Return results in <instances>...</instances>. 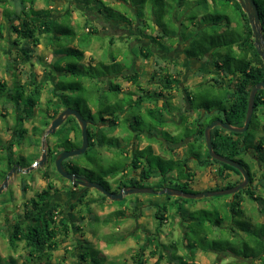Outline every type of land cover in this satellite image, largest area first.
I'll return each instance as SVG.
<instances>
[{
	"label": "trees",
	"instance_id": "obj_1",
	"mask_svg": "<svg viewBox=\"0 0 264 264\" xmlns=\"http://www.w3.org/2000/svg\"><path fill=\"white\" fill-rule=\"evenodd\" d=\"M0 1L2 4H4L8 0ZM110 1V4H107L104 2V0H70L72 7H76L79 10H84L85 8L92 9L100 12L111 20L121 23V26L126 29L124 35L122 34V36L120 35L118 37L122 40L124 39L123 37L134 34V32H130L129 29H127V27L131 26L134 21L135 24H133V26L139 31L144 32L146 28L157 31L156 26H163L166 20L172 23L173 20L180 19L183 14L179 12V8L182 9L183 6H185L186 11L188 12L185 17L186 20H196L195 24L197 25L209 24L210 26L203 28L196 36H193L190 39V45L187 47L188 55L204 58L206 53H212L214 56L220 58L223 64L221 65L219 64L220 61H216V68L221 71V77L223 78V81L221 83V87L214 83L206 84L205 82H201L198 84V92H200L199 98L201 99L198 109L201 110L204 108L214 111L211 118H209V122L217 118H225L229 123L236 126H242L244 124L248 110L251 88L256 83L264 81V61L254 44V35L248 16L243 11L241 4L237 0H194L192 1L194 3H191V0H171L173 3H170V0H152V3L161 7V9L152 13V18L154 20L153 23L149 21L150 18L147 16V10L143 4H138L139 9L136 11V17L133 19L128 15V13L131 12L129 8L132 5V0ZM148 1L149 0H142L141 2L148 3ZM255 1L259 8L264 35V0ZM21 3L23 6L20 12L9 10V8L6 7V9L3 8L2 13L3 16L9 17L8 29H13L17 37L23 40V42H26L24 44L28 45V47L24 45L21 51L22 61L25 63L30 62L34 56V47H30V44L32 46H38L39 44L43 43V37H47L49 34H55L56 39H59V36L63 35L71 39L73 43L76 42L77 44L71 47L68 46V48H66L64 51V49H58V45L54 42V38L50 37L46 41V43L53 49L54 56H56L53 62L49 65L51 70H48L49 76L56 78L55 85L53 87V93L59 98V104L62 106L73 107L77 109L75 106L69 105V100L67 98L68 96L64 92L67 89L66 86H69L73 89H75L77 85H79L81 89L84 87H82L83 85L81 83H71L70 85L65 84L61 79H59L60 76L64 74V72L60 70L61 68H68L69 71L73 72L74 75L80 79L85 74H87L86 67H88L89 71L90 68L95 69L102 62V65L110 72H105L102 76H100L99 80L100 83H102L100 87L108 84L109 88L111 89L110 92L116 93L120 86L116 82L117 76H122L124 75L123 73L125 71L133 69L132 67L136 61L135 57H138L140 54L145 57L148 54L144 52L146 50L144 46L137 47L135 45H129L127 49H129L128 54L130 53L129 58L131 59V65L128 66L127 64H124V61L122 63L120 62L124 59L126 60L124 55L120 57H114V55L108 52V54H106V50H108L109 47H114L116 44L115 39L110 38L107 46L104 48L103 53L106 55V57H111L110 60L112 59V63L108 64L109 61L105 62L107 58H99V60L96 62L88 61L85 63L83 62L85 53L88 50H92V44H94L95 41L101 40L102 38L98 34L97 27L89 24L86 30L78 25L79 30H75L70 26L66 27L61 25V20H66L70 17L71 12H69V7H66L65 9L66 11L69 10L68 12H65V16L56 19L53 16V10L49 7L36 9L33 6H30L27 9V7L24 6L25 0H21ZM117 4L119 5L117 6ZM167 6L171 7V10H169ZM119 7L122 8L121 11L118 10ZM125 8L128 11L125 10ZM12 16L17 18V23L11 22ZM169 25L171 26V24ZM175 32V25H172V27L167 30V33L170 35L174 34ZM135 33L139 35L138 31ZM159 37H162V35H159ZM158 43L163 48L168 50L170 49V47L168 48L162 41L159 40ZM103 56L101 55V57ZM69 57H76L78 59V63L75 64L70 62L68 60ZM218 58L216 60H219ZM67 71L65 73H67ZM89 72L87 75L88 80L92 81L95 76H93L91 71ZM113 74H115L116 78H111ZM31 77L32 78L30 82L33 86V89L28 93L24 92V89L20 88V85L15 84L13 87H9L8 83L0 78V103H3L4 108H6L5 104H7L10 99L13 98L23 108H25V111L28 113V115L32 113L34 106H36L41 99L44 86L42 82H37L36 76L33 73ZM139 77L140 74L136 70L129 74L127 79L140 85L138 81ZM171 77L168 83L174 81V79L172 80ZM17 87H19V89ZM13 89L16 90L13 92ZM98 99L97 102L99 103V106L97 113H100L99 121L93 118L94 113L92 108L88 109L89 115L85 116L88 121L89 147L85 153L81 154L84 156V162H81L82 159H78V156L80 155H77L66 159L63 164L70 172L76 173L78 175H84L88 179L100 182L104 187L111 189V185L108 180H106L104 176L98 177L94 168L101 167L103 168L101 170L105 171V176L114 177L124 170L125 166L121 163L116 166L112 165L111 167H103V165H101V159H98L96 154L97 152L99 153V148L103 147L109 148L111 150L115 149L116 155L117 153L121 155L123 154L124 150H117L119 147L117 138L108 135L110 130L115 129L118 126L117 120L120 118L118 111H120L123 107L121 108V105L116 104L117 101H112V99L105 98V95L103 97H98ZM126 101L128 102L127 104L130 109L131 107H134V103L139 105L141 108V102L143 99L141 98L132 101V99L127 96ZM53 102L54 101H51V103ZM22 107L19 108L20 111L23 110ZM59 111H61L59 107H55L53 109L52 115H50L51 117H49V122H44V124L48 125L49 127L50 123L58 115ZM129 116L130 117H126L124 122L126 123L130 121V126H132L133 123L137 124L143 122L141 113H138L135 116L133 114ZM14 117L16 118V123L20 125V127L16 129L18 134L16 142L21 144L25 138V134L28 132V129L23 127L24 118H18L16 116ZM186 121L187 120H183L184 123H186ZM99 122H104V125L107 127H99ZM162 122H165L164 118L162 119ZM209 122L205 123L207 124ZM206 124L202 128L198 129L200 138L202 140L205 139L204 130ZM65 128H67V132H65ZM133 130L137 132H143V130L141 131L140 129L137 130L133 128ZM34 131L38 132V134L40 132L42 134L46 132V130L39 129V127L36 126H34ZM69 132L75 133V136L70 137ZM163 132L167 134V136L170 134L167 130H163ZM54 134L60 137H58V141L55 143L53 149L50 150V163L44 167L46 168L44 174L48 179L51 178L50 169L51 166L55 165V158L58 153L63 150L77 148L82 144L81 127L74 116H70L69 119L65 121ZM257 135H259L258 139ZM79 139H81L80 145H78ZM212 143L213 147L218 153L225 155L230 159L237 160H240L239 158L243 157L248 149L254 148L259 153L262 163H264L263 89H260L256 95L254 113L247 130L244 132H234L224 130L223 128L217 126L212 130ZM202 147L203 144L201 143H191L186 150V159H188V157L190 158V156L193 157L194 155L202 159V157L205 156L202 151ZM208 155L209 153L206 150V156ZM186 159H176L172 156L163 157L162 155L156 154L153 150V147L149 145L143 149L139 147L135 149L134 156L132 158V167H134L135 171H137V169H141L140 173L142 177L146 179L154 176L165 177L162 178V181H167V183H162V185L157 188L173 186L185 191L196 192L190 188V181L192 180L194 173L190 170H187L188 165L186 164ZM213 160L220 164L219 174L221 176H223L225 170L235 169L233 166L227 163L221 162L214 158ZM44 168L38 167L37 170H42ZM172 171L176 172V177L172 176L170 173ZM171 177L173 179L176 178L180 180V184L173 182ZM124 185L135 186L141 184L137 178H131L125 182ZM52 188L53 183L50 182L48 188L44 189L42 192H39L37 197L30 200L31 206L24 212L25 215L23 216L26 221L23 219L22 221L16 222L9 234L11 246L16 248L17 244L23 241L24 246L29 252V255L34 258L36 264H54L52 262L54 252L59 248L60 242L64 240V237H66L69 233V221H67L66 215L62 214L64 209L61 208L60 203H52ZM242 193H248L250 199L263 202V197L258 194L256 195L255 192H248L245 189L239 191L237 195L239 196ZM166 195L170 198V195ZM85 196L86 192L83 193L80 198H78L79 204H82ZM101 197L105 199L108 198L106 195L102 194ZM185 200L188 199L185 198ZM26 204H28V202H26ZM74 207H76V204L72 206V208ZM236 207L239 208V211L242 210V208H240V203H234L232 204V211H234V213ZM88 210L90 211L91 209L88 208ZM166 211H168L167 205L159 207V210L156 213V218L163 219V213ZM179 211V213H182L181 210ZM123 214L124 212L122 210L114 211L109 214L104 219V221L107 223L110 219L118 218ZM189 218L190 221H192V218ZM203 224L204 222L202 220L200 225L203 226ZM257 224H261V227H254L251 225V223L248 225L247 222L245 223V221L238 223V225H240L245 231H247L246 233H248L247 238L242 237L241 239L244 246L242 257L244 259L251 260V262L252 260H256L260 261L258 264H264V222ZM194 225V223H188V230L185 232L183 239L185 240L184 242L186 243V246L190 247V251L185 252L184 254H179L177 243H171L170 247L173 248L170 252L172 259L171 264H200L194 261L196 254L195 247L197 242L192 243L191 239L189 238L190 233H196ZM201 228L203 232L207 234L206 227L203 226ZM73 229H75L74 232L79 230L80 224L75 226ZM218 243V246L216 243H214L210 247L215 250H225V247L230 244V241L228 239L221 238L219 239ZM78 246L81 247L80 240H78ZM86 246L88 247V245ZM163 246L170 250L168 245ZM80 249H82V247ZM92 249L93 250L91 251L95 252L96 249L93 247ZM228 252L239 255V253L235 250ZM98 254L99 253L97 251V253H95L96 257H98ZM152 254H155V251H153ZM86 255L87 251L83 252L81 250L78 256L81 260H86L89 258ZM163 258V253H160L156 264H160ZM1 261L2 257L0 256V262ZM140 263H143L142 260H140ZM61 264H67V262H63ZM92 264L103 263H99L93 259Z\"/></svg>",
	"mask_w": 264,
	"mask_h": 264
},
{
	"label": "rangeland",
	"instance_id": "obj_2",
	"mask_svg": "<svg viewBox=\"0 0 264 264\" xmlns=\"http://www.w3.org/2000/svg\"><path fill=\"white\" fill-rule=\"evenodd\" d=\"M141 1L142 0H132V5L129 8L131 12H129L128 15L134 19L136 17V11L139 9L138 4H143L147 10V16L150 18L149 21L152 22V13L161 9V7L152 3V0H149L148 3ZM192 1L194 0H191V3H194ZM104 2L110 4L111 1L104 0ZM170 3H173V1L170 0ZM71 4L72 3L70 0H25L24 6L27 7V9L30 6H33L36 9L52 6L50 9L53 10V16L56 19L65 16V12L70 10V17L66 20H61L60 22H62L61 25L66 27L70 26L75 30H79V26L87 30V26H89V24L97 27L98 34L102 38L101 40L95 41L94 44H92V50H88L85 53L83 62H96L99 60V58H107L105 62L109 61L108 64H111V57H106L103 51L110 38H114L116 44L114 47H109L108 50H106V54L110 53L114 55V57H120L124 55L126 60L124 59L120 62L122 63L124 61V64L130 66V53L128 54L129 49H127L129 45L126 43V40L118 38V35L122 36V34H124V32H122L120 29L121 23H118L114 20L112 21L95 10L88 8L79 10L76 7H72ZM118 5L119 4H117V6ZM22 6L21 0H8L4 4H2L0 1V78L6 81L9 87H13L15 84L20 85V87L25 88L27 93L33 89V86L30 82L32 73L36 76L37 82L43 83L44 87L42 90L41 99L39 100L38 104L34 106L32 114L28 115L26 113L25 115L24 113L25 121L23 127L28 129L25 137H34L33 134H31L34 126L47 131L49 127L48 125H45L44 122H49V117H51L50 115H52L53 109L55 107H59L60 110L64 108V106L59 104V98L53 93V87L55 85L56 78L49 76V70H51L49 65L53 62L56 56H54L53 49L46 43V41L50 37L54 38V42L58 45V49H64V51L66 48H68V46L71 47L77 44L76 42L73 43L71 39L63 35H60L59 39H56L55 34H49L47 37H43V43L40 45L32 46L30 44V47H34V56L30 62L25 63L22 61L21 51L24 45L27 47L28 45L24 44L26 42H23V40L17 37L13 29H8L9 17L3 16L2 13L3 8L6 9V7H8L9 10L20 12L22 10ZM66 7H69L68 11L65 10ZM167 7L169 10H171V7ZM179 9L181 14H183L184 9L186 10L185 6H183L182 9ZM118 10L121 11L122 8L119 7ZM125 10L127 9L125 8ZM11 22L17 23L18 20L12 16ZM133 24H135V21ZM133 24L127 27V29H129L130 32H134V36L138 35L135 33L138 31L142 42L146 41L150 35H156V32L152 31L151 29L144 32L139 31L133 26ZM101 55L103 57H101ZM151 58L155 57L151 56ZM135 59L136 61L132 67L134 70L132 69L125 71L123 73L124 75L118 76L116 80L117 83L122 85L123 89L134 88V86L131 84L132 81L127 79V76L136 70L140 74L138 80L139 83L144 86L148 85L147 77L149 76V71L151 69V62L148 61L146 63L147 60L141 55L135 57ZM68 60L75 64L78 63V59L76 57H69ZM203 64L204 66L202 67L207 69L208 66L206 60L203 62ZM64 69L65 68L60 69L64 72V74L60 76L59 79H61L65 84L70 85L71 83H81L83 85L82 87H84L83 90L79 87V85H77L75 89L66 86L67 89L64 92L68 96L67 98L69 100V105L75 106L84 118L85 116L89 115L88 109L92 108L94 113L93 115L95 116H93V118L99 121L100 113H97L99 106L97 99L100 95V92H104L103 89H100V85L102 83H100L99 78L105 72L110 71H108L101 62L95 69H89L93 76H95V78L90 81L88 80L87 76L90 73L88 71V67H86L87 74H85L80 79L77 78L73 72L69 71L68 68L65 70ZM66 71L67 73H65ZM185 81L188 82V85H192L198 81V77H189V79L187 78ZM15 90L16 89H13V92ZM191 90L193 95L197 96L195 101L192 103L193 108H196L197 110L201 101L199 98L200 92H198L196 88H191ZM104 93L105 98L112 100L117 98L116 104L121 105V108L127 106L128 100L126 101L127 96H125V93H122L119 96L115 92L106 91ZM138 94V92L135 94H130L129 98H131L132 101H135L137 100ZM51 101L54 102L51 103ZM7 106L8 108H2V111L6 115L7 118L5 117V119L9 121V124L6 125L0 117V141H2L3 144L10 140L14 135L13 113H10L13 107L10 103L7 104ZM183 106V103H179L176 108L182 109ZM168 109L169 106L167 104L159 106L154 105L150 109L145 107L140 108L139 105L134 103V107L127 109V113L129 115L133 114L134 116L138 113L142 114L143 122L137 124L133 123L132 126L137 130L140 129L141 131L143 130V132H149L152 134L151 138L158 136L168 141L170 138L175 142L178 139H185L186 141L187 136L190 134L189 132L193 130V125L195 123L192 122V118L196 117L197 112H190L188 115H182V117H175L173 119H170V117L167 116L168 121L162 122V119L165 118L163 115H169V113H167L170 112ZM18 112H20L21 115L23 113L20 110ZM180 118H182V123L176 125V121H179ZM209 118L211 117H208L206 122L210 121ZM183 120H188L189 124L185 125ZM121 128L126 129L123 119L121 120V127H117L115 130H113L118 135ZM163 129L169 131V133H175L176 135L171 136V134H169V136H167V134L163 132ZM65 130V132H67V128H65ZM113 130H110L109 133L114 132ZM39 134V138L37 139L38 145L34 144V139L30 141L24 139L21 144L14 146V151L16 153H23L24 156L27 154L32 155L29 157H32L30 161L32 162L33 167H35V163H38V161L41 159L40 155L43 153L42 145H44L46 148L54 147L55 143L58 141V137H60L54 134L53 136H47L44 139L42 133L40 132ZM71 136L74 137L75 133L72 132ZM145 138V135L137 137V139H140L141 141V146L146 145V143L150 141L153 144L155 152L160 153L165 157L172 156L165 149V145H160V143H157L155 139ZM258 138L259 135H257V139ZM80 144L81 139L78 141V145ZM186 148L187 147L184 146L183 150H186ZM181 149L182 148L178 149L176 155L185 160L186 153H183V150ZM114 153V150L103 147L99 148V153L97 152L96 157L101 159V165H103V167H111L112 165L116 166L122 163L124 166H126L128 172L125 174V176L127 174H131L133 167L128 164L129 160H131L130 157L128 158L127 156L117 153V157L113 158ZM78 159H82L81 162H84L83 155L80 154ZM186 163L191 168H197L191 159H186ZM47 165L48 163L45 162L42 167L44 168ZM261 166L262 168L257 174V179L260 183H262V187L256 192L258 195L263 197V202L246 199L242 204V210L239 211V208L236 207L234 214L231 210L230 202H226V199L229 197L227 194L203 198H187L188 200H185L183 197L177 196H170L169 198L166 194L132 193L127 194L123 197V199L116 201L111 200L110 198L105 199L101 197V192L98 189L88 187L87 190L83 192H86V196L84 197L82 204H79V212L76 214L74 212L76 210H72L74 214H72V219L70 220L71 223H69V233L66 237H64V240L60 242L59 248L54 252L52 262L54 264H61L63 262H67V264H92L94 259L97 262L103 264H136L138 260H142V264H156L158 254L163 253L164 258L160 264H170L171 259L170 262H168L167 255L171 256L170 252L173 248H171L170 245L172 242L177 243L179 254H184L186 251H190V247L184 244L185 240L183 239L185 232H182V225L186 227V224L188 225V222H191L195 224L194 228L196 229V233H190L189 238L191 239L192 243L197 242L199 247L209 248L214 243H216L218 246V241L221 238L228 239L230 241V244L225 247V250L222 252V254H212L208 252V254H206V252L199 253L197 251L195 258L199 262L216 264L212 261L214 259L219 264L221 262L222 264H248V262H245V259L242 257L244 246L241 240V237L247 238L248 233H246L247 231L238 225V223L245 221V223L247 222L248 225L251 223V225L254 227H261V224L257 223L264 222V163H261ZM94 169L98 177L105 176V171L101 170L103 168L96 167ZM45 170L46 168L42 170H33L32 174L30 175L21 174L15 178H10L8 187H10L11 193H9V195H0V256L2 257L0 264H36L34 258L29 255V252L24 246L23 241L19 242L16 248L11 246L9 234L16 222L22 221L23 219L25 220L23 217L25 215L24 212L31 206L29 199L35 195L37 190L41 191L48 185L49 180L46 179L47 177L44 174ZM50 171V179L52 182H54V185L57 187L62 186L63 178L59 176L54 167L51 166ZM205 173L206 171L202 172L200 175H198V177H194V179L191 181L192 187L190 186L192 190H194V187L202 188L208 184H213L214 179L218 183H223L221 179L217 178L215 171L210 172V178L206 176L207 174ZM106 177L108 178L109 176ZM110 178L112 177H109V179ZM171 179L173 182H177L176 178L173 179L171 177ZM111 185L112 189L118 190V185L113 179H111ZM61 195L64 197L65 201L69 200L70 194L62 192ZM71 195H74L73 200H75L76 198L78 199V197L80 198L82 196V192H74ZM163 198L165 199V202H161V199ZM151 199L152 201L156 199L154 201L158 202V204H151ZM26 202H28V204H26ZM88 205H90V211L86 208L89 207ZM163 205L168 206V211L163 213V219H157L156 213L158 212L159 207ZM117 210H122L124 214L118 218H112L106 223L104 219L109 214ZM179 210H181L182 213H179ZM189 217H191L193 220L190 221ZM202 220L204 222L203 226L206 227L208 232L212 231V235L206 236L204 234L201 228L203 226L200 225ZM76 224H80V229L74 232L75 229L73 228L76 226ZM143 230L147 231H144V233ZM216 232H220L219 237L217 235L215 236ZM156 233L158 236L156 235L157 237H152L153 239H151L153 246L156 245V239H158L163 245H168L170 250L164 247L166 251L160 252L159 249L148 247L149 245L147 248L144 247L147 235ZM78 240H80L82 249H80L81 247L78 246ZM86 245H88V247ZM92 247L98 251V257L95 255V253H97L96 250L95 252L91 251L93 250ZM142 248L144 250H142ZM152 249L155 250V254H151ZM81 250L83 252L87 251L86 256L89 258L86 260H81L78 256ZM227 250L237 251L239 253L238 259L236 260L231 254H229L228 257H225L226 252H228ZM249 262L251 263L250 260ZM252 262L253 264L260 263V261L256 260H252Z\"/></svg>",
	"mask_w": 264,
	"mask_h": 264
},
{
	"label": "flooded vegetation",
	"instance_id": "obj_3",
	"mask_svg": "<svg viewBox=\"0 0 264 264\" xmlns=\"http://www.w3.org/2000/svg\"><path fill=\"white\" fill-rule=\"evenodd\" d=\"M187 14H188V12L184 9L183 16L180 19L173 20L172 23L169 22L168 20H166V22L163 26H156L157 31L151 29L152 31L156 32V35H150V37L148 39H146V41L142 42L140 35H137V36L131 35V36L124 37V40L127 41L126 43H128V45H135L137 47L144 46L146 48L147 51L145 50L144 52L148 53L147 56L144 57V56H142V54H140V55L147 60L146 63L148 61L151 62V64H150L151 69L149 71V76L147 77V82H148L147 86H144L141 83L139 85V84H136L132 81L131 84L134 86L133 89H130V88L129 89H123L122 85L120 83H118L120 86H119V90L116 92L118 96L121 95L122 93L123 94L125 93V96H130V93L138 92L139 94L137 96V99H141V98L143 99V101L141 102V107H145V108H152L154 105L159 106V105H164V104L168 105L169 104L168 111H170V112H167V113H169V115H163V116H165V118H164L165 122L168 121V119H167L168 117H170V119H173L175 117L179 118V117H182V115H188V113H190V112L191 113L197 112L196 117L192 118L193 121L191 120L195 124L193 125V130L190 132L189 136H187L186 141H185V139H178L175 142L171 138L168 141V140H165L164 138H161L158 136L151 138L152 134H150L149 132H145V131L144 132H137V131L133 130V127L129 125L130 121H128L126 123L124 122L126 125V129L121 128V130H119V133L117 135V133H115L114 130L117 127H121V120L122 119L125 120L126 117H130L129 114L127 113V109H130L128 104H127V106H124L120 111H118L119 112L118 114L120 117L119 120H117L118 126L113 130L114 132H111V133L108 132V135L114 136L117 138V143L119 146L117 148V150H121V149L124 150L122 155L127 156L128 158L130 157L131 160H129L128 164H130L131 166H132V158L134 156V152H135V149L137 147H139L141 149L148 147L149 145H151L153 147V144L150 141H148L146 143V145L141 146V141H140V139H137V137H140L142 135H145V137H146L145 139H155V141L157 143L159 142L160 145H165V149L169 152V154L172 155V157H174L176 159H181L179 156L176 155L179 148H182L181 150H183L184 146L188 147L191 143H196V144L201 143V144H203L202 151H203L205 156H203L202 159L199 158L198 156H195V155L193 157L190 156V158L188 157V159H191L195 163L197 168H191L188 166L187 170H190L191 172L194 173L193 178L198 177V175H200L204 171H206V173H205V174H207L206 176H208L210 178V175H209L210 172L215 171L217 178L221 179L223 181V183L222 184L218 183L214 179L213 184H208L207 186H205L201 189H197V190L194 187V191L200 192V191H206V190H222V189H227V188H233V187H235V186H237L243 182L244 175L237 168L234 167L235 169L225 170L223 176H221L219 174L220 164L215 162L213 160V157H210V155L206 156V150L209 153L207 143H206V138L204 140H202L200 138V134L198 131V129L202 128L206 124L205 123L207 121L206 119H208V117H211L213 115L214 111H210V110L204 109V108L201 110H198V109L196 110V109H193V104H192L195 101L197 96L193 95L191 88H196L199 91V86H198L199 83H201V82H205L206 84L214 83L219 87L222 86V84H221L223 81V78L221 77L222 73L219 69L216 68V61H220L219 64H221V65L223 63H222V60H220V58L214 56V54H212V53H206L204 58L194 57V56L188 55V48L187 47H189V45H190V42H191L190 39L193 36H196L200 32V30H202L203 28H206L210 25L209 24L197 25V24H195L196 20H194V21L186 20L185 17ZM153 22H154V20L152 21V23ZM169 24H171V26ZM172 25L176 26V32L174 34L170 35L169 33H167V30H169L172 27ZM120 29L122 30V32H125V30H126L125 28H123V26H121ZM146 30H150V29L146 28L145 31ZM159 35L160 36L162 35V37H159ZM119 36L120 35H118V37ZM159 40L162 41L164 43V45H166L168 48L170 47V49L168 50L166 48H163L158 43ZM151 56L155 57V58H151ZM217 58L219 60H216ZM205 60L207 62V66H208L207 69L202 67V66H204L203 62ZM188 75H190V76H188ZM118 76H117V78H118ZM112 77L116 78L115 74H113V76H111V78ZM170 77L172 78V80L174 79V81H172L171 83H168V81L170 80ZM189 77H192V78L198 77V81L193 83L192 85H188L187 84L188 80L187 81H185V80L187 78L189 79ZM17 88L19 89V87H17ZM20 88H23V87H20ZM100 88L103 89L104 92L111 91L108 84L103 86V87H100ZM23 89H24V92H26L25 88H23ZM258 91H257V93H258ZM104 92L103 93L100 92L99 97H103L105 95ZM249 98H250V96H249ZM116 99H113L112 101H117ZM9 103L13 107L11 109L10 113H13V119H14L13 134L14 135L12 136V138L10 140L6 141L5 144H3L2 141H0V189L4 185V181H5L8 173H10V172L12 173L10 178H15L16 176H19L21 174L30 175V174H32L33 170H37L38 167H42V165L39 164V165H36L33 169H31L29 172L24 171L25 169H28L29 167L32 166V162L30 161V159L32 157H29L32 155L27 154L24 156L23 153H16L14 151V146L19 145L16 142V140L18 138V134H17L16 129H18L20 127V125L18 123H16V118L14 116H16L18 118H20V117L24 118V113L26 115L27 112L25 111V108H23L13 98L10 99V101L7 104H9ZM179 103H183L184 106L182 107V109L176 108ZM7 104H5L6 108H8ZM3 106H4L3 103H0V112H1L0 117H1V120H3L6 125H8L9 121L7 119H5L6 115L2 111V108H4ZM20 107H22V109H23V110H21V112H23L22 115L20 114V112H18L20 110L19 109ZM173 107H175V108H173ZM65 108H67V107L64 106V108L61 111H63ZM61 111H59V113ZM69 117L70 116H68L65 121H67L69 119ZM217 119H221V118H217ZM221 120L228 122L225 118L221 119ZM24 121H25V119H24ZM211 122L206 124V126L209 125ZM179 123H182V118H180L179 121H176V125H179ZM186 124L187 125L189 124L188 120L186 121L185 125ZM23 125H24V123H23ZM206 126H205V128H206ZM99 127L103 128V127H107V126L104 125V122H99ZM219 127H221V126H219ZM221 128H223V127H221ZM163 130H165V129H163ZM212 130H211V135H212ZM224 130H228V129H224ZM228 131H231V130H228ZM45 133L42 134L43 137H44ZM31 134H33L34 137L27 136L24 139L25 140L27 139L28 141L34 139L35 140L34 144L38 145L37 139L39 138L40 134H38V132L34 131V127H33V131ZM53 134L52 135L49 134L47 136H53ZM170 134H171V136L176 135L175 133H170ZM69 136L72 137L71 132H69ZM204 137H205V130H204ZM42 147H44V145H42ZM130 147H132V148H130ZM51 149H53V147L46 148V155H47L46 162L48 164L50 163V150ZM113 150L115 151V153L113 154V158H116L117 157L116 150L115 149H113ZM153 150H154V147H153ZM186 150H187V148H186ZM186 150H183V153L184 152L186 153ZM214 150L216 151L215 148H214ZM154 152H155V150H154ZM155 153L162 155V154L157 153V152H155ZM42 154L40 155L41 158H42ZM186 155H187V153H186ZM163 157H165V156H163ZM36 159H39V158H36ZM239 159L244 160V161H240L237 159H233V160L239 162L244 167L245 172L248 175L247 185L244 188L240 189L239 191L246 189L248 192H255L257 195L256 191L262 187V183H260L259 180L257 179L258 178L257 174L259 173V170L262 168V166H261L262 161H261V158L259 156V153L257 152L256 149L251 148V149H248L245 152V154L243 155V157H241ZM53 166H54L55 171L58 173L57 168H56V164ZM63 166L65 167L64 164H63ZM248 167H249V169H248ZM124 168L125 169L122 170L119 174H117L116 176H114L110 179H109V177L107 178L106 176H104L108 180L110 185H111V179H113L116 182V184L118 185V190L112 189V185H111V189H110L111 191L117 190L115 192H119L123 187L130 186V185H124V184H125V182H127L131 178H134V179L137 178L141 184V185H135V186H140V187L150 186V187H154L156 190L161 189V188H157V187L162 185V183H164V184L167 183V181H162V178H165L163 176H154V177H151L148 179L143 178L141 173H140L141 169H137V171H135L134 167H133L132 173L127 174L125 176V174L128 172H127L126 166ZM170 173L172 174V176L176 177V172L172 171ZM59 176L63 178L62 179L63 180L62 186L57 187L56 185H54V182H52L51 179L46 178L47 180H49L48 185L46 187H44L41 191L37 190L35 195L32 196L29 199V201L32 198L37 197L39 192H42L44 189L48 188L50 185V182H52L53 183V188L51 189L52 203L55 204L58 202L61 204V208L64 209L62 214L66 215V217H67L66 219H67V221H69L68 223H71L70 220L72 219V214H74V212L77 214L79 212V209H80L78 199L76 198L75 200H73L74 195L72 196L71 194H73L74 192H82V194H83V192L85 190H87L88 187H85L79 183H73L71 180L64 178L61 174H59ZM78 176L85 177L84 175H78ZM177 183L180 184V180L177 179ZM231 184H233V185H231ZM8 186H9V181H8V184L0 191V195H2V194H8L9 195V193H11L10 187H8ZM130 187H134V186H130ZM165 187H173V186H165ZM174 188H176V187H174ZM239 191L232 193V194H227L229 197H228V199H226L227 200L226 202H230L231 210H232V204L240 203V208H241L244 201L246 199H250L248 193H242L241 195L238 196L237 193ZM62 192L66 193V194H70V197L71 196L72 197L71 198L69 197V200L65 201L64 197H62V195H61ZM100 194L104 195L102 192ZM177 197H179V196H177ZM75 204H76V207L72 208V206H74ZM151 204H158V202H155L154 200L152 201V199H151ZM88 206L89 207H86L87 209L90 208V205H88ZM72 210H76V211L73 212ZM232 212L234 214V211H232ZM136 222H137V220H136ZM76 226H77V224H76ZM187 230H188L187 224H186V227H184V225H182V232L183 231L186 232ZM144 231L145 230H143V232ZM157 233L147 235L146 243H145L144 247L147 248V246L149 245L148 247H151V248L153 247V248L159 249L160 252H164L166 250H165L163 244L159 242L160 240L156 239L157 243L154 246L151 243V239H153L152 237L158 236L159 233L158 234ZM204 234L207 236L212 235V231L211 232L207 231V234L206 233H204ZM216 235L219 237L220 232H216L215 236ZM241 239H242V237H241ZM184 244L186 245L185 242H184ZM196 247H197V249H196ZM196 247H195V251L196 252L198 251L199 253L206 252V254H208V253L222 254V252L224 251V250H215V249H212V247H209V248L208 247L207 248L199 247V245L197 243H196ZM143 248H142V250H144ZM153 251H155V250L152 249L151 254ZM186 252H188V251H186ZM229 254L234 256L236 260L239 257L238 255L232 254L231 252H226L225 257H228ZM159 255L160 254H158V257H159ZM170 257L171 256L167 255L168 262H170V259H171ZM195 257H196V254H195ZM171 261H172V259H171ZM194 261H196L197 263H200V264H210V263H201L196 258ZM212 261H213V263L219 264L214 259ZM244 261L248 262V264H253V262L250 263L249 260H247V259H245ZM171 263L172 262H170V264ZM136 264H142V263H140V260H138L136 262ZM220 264H222V262Z\"/></svg>",
	"mask_w": 264,
	"mask_h": 264
},
{
	"label": "water",
	"instance_id": "obj_4",
	"mask_svg": "<svg viewBox=\"0 0 264 264\" xmlns=\"http://www.w3.org/2000/svg\"><path fill=\"white\" fill-rule=\"evenodd\" d=\"M243 9V11L247 14L249 22L252 27L253 35H254V44L264 61V35H263V25L259 14V8L255 0H237ZM263 89L264 90V81H260L256 83L250 91V98L248 104V110L246 114V119L243 126H235L229 122L223 121L221 119L213 120L209 125L205 128V138L207 147L209 150L210 157H213L221 162L227 163L235 168H237L243 175L244 180L239 185L233 188H227L222 190H206L200 192H189L184 191L183 189L174 188V187H164L160 190H156L154 187L145 186H126L123 187L119 192L111 191L110 189L104 187L101 183L92 181L87 177L78 176L76 173L68 171L64 166L63 162L71 157L83 154L87 151L89 147V130H88V121L85 119L78 109L67 107L63 111H61L51 122L49 128L47 129L44 139L49 134H53L57 131V129L63 124V122L67 119L68 116H74L80 124L81 132H82V144L80 147L71 149V150H63L55 158L56 168L59 174H61L64 178L71 180L73 183H79L85 187L89 188H96L100 190L104 195H106L111 200H121L127 194L132 193H155V194H168L170 196H179L184 198H203V197H212L216 195H225V194H232L240 189L244 188L248 183V175L245 172L244 167L237 161L230 159L220 153H217L214 150L213 143H212V135L211 130L216 126H221L224 129H228L234 132H244L247 130L250 121L252 119L254 108H255V101H256V94L257 91ZM47 159L46 155V148L43 147V154L42 158L36 162V165H44ZM34 167L31 166L28 169H25V172H29ZM11 172L8 173L6 179L4 181V185L1 187L0 191L8 184V181L11 176Z\"/></svg>",
	"mask_w": 264,
	"mask_h": 264
},
{
	"label": "crops",
	"instance_id": "obj_5",
	"mask_svg": "<svg viewBox=\"0 0 264 264\" xmlns=\"http://www.w3.org/2000/svg\"><path fill=\"white\" fill-rule=\"evenodd\" d=\"M107 4H108V3H107ZM50 7H52V6H49V8H50ZM112 21H113V20H112ZM39 45H40V44H39ZM192 178H193V177H192ZM193 179H194V178H193ZM193 179H192V180H193ZM192 180H191V181H192ZM191 181H190V183H191ZM202 188H203V187H202ZM195 189H201V188H199V187L196 188V187H195ZM154 200H156V199H154ZM157 201H158V200H157ZM161 202H165V199H164V198L161 199Z\"/></svg>",
	"mask_w": 264,
	"mask_h": 264
},
{
	"label": "bare ground",
	"instance_id": "obj_6",
	"mask_svg": "<svg viewBox=\"0 0 264 264\" xmlns=\"http://www.w3.org/2000/svg\"><path fill=\"white\" fill-rule=\"evenodd\" d=\"M173 89V88H172ZM168 106H169V104H168ZM230 106V105H229ZM262 110V109H261ZM262 115H263V113H262ZM208 124V123H207Z\"/></svg>",
	"mask_w": 264,
	"mask_h": 264
}]
</instances>
